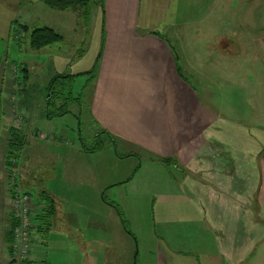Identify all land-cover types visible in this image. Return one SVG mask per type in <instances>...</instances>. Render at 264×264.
I'll return each mask as SVG.
<instances>
[{"label": "crops", "instance_id": "0c3cea01", "mask_svg": "<svg viewBox=\"0 0 264 264\" xmlns=\"http://www.w3.org/2000/svg\"><path fill=\"white\" fill-rule=\"evenodd\" d=\"M184 1L99 0L100 49L103 32L105 39L97 54L98 57L101 51L100 60L97 62L96 57L91 68L96 72L87 88V100L78 105L88 102L89 118L95 129L109 133L116 143L106 141L101 150L86 152L80 147H60L62 138L42 141L38 130L32 132L34 139L40 140V149L19 166L16 162L14 185L32 197L31 191L37 192L39 199L33 197L37 214L46 206L41 200L43 195L54 202V213L47 230L46 226L41 230L40 221L34 220L27 264L39 263L34 254L35 232L58 237L57 229L67 230L62 238L58 237V243L63 246V238L68 236L65 244H73L75 252L86 256L88 264H110L117 240L127 243L129 264H138L134 235L139 232L140 204L145 201L152 204L155 256L151 264H251L264 248V218L258 213L264 206V134L252 139L246 131L224 127L226 121L214 116V110H206L200 91L189 79L193 76L205 80L204 72L210 70L212 75H218V68L233 74L234 65L225 63L224 58L237 53L229 48L235 40L247 52L253 47L251 61H264V33H258L262 41L259 51L250 42L257 28L264 29V23H253L252 27L246 24L248 30L239 32L240 25L222 23L224 14L218 0L207 4L205 21L191 23L181 13ZM31 4H38L37 0ZM26 9L25 0H0V43L14 39L15 26L30 32L28 25L22 24L32 21ZM43 10L41 18L47 21L49 15ZM74 11L76 8L61 12H67L65 16L72 23ZM57 16V20L50 16V23H60L62 18ZM211 60L215 62H207ZM6 70L0 62V264H7L11 258L6 240L10 188L4 179L5 145L12 128L9 119L20 109L11 107L9 101L14 94L25 91L7 78ZM23 72L27 83L29 73ZM259 88L255 89L256 95L264 93V88ZM260 101L264 102V98ZM6 105L8 110L4 109ZM254 107L256 117L264 116L262 106L254 102ZM27 111L23 107L20 112L24 122L18 130L20 135L30 133L23 127L30 122ZM44 112L40 111L39 121ZM47 120L51 136L59 138L57 127L51 126L53 119ZM261 129L264 127L258 128ZM120 145L134 154L121 158L117 152ZM195 154L200 157L193 164ZM202 154L215 156L216 164L205 163ZM162 159H170L180 176H172ZM72 167L76 168L80 183L69 187L72 190L67 194L65 173ZM128 170L132 174L127 178ZM35 171L53 174L35 180ZM113 172L123 173L124 177H114ZM111 187L119 190L124 220L133 236L125 230L114 208L103 200ZM61 203L79 205L81 211L65 220ZM96 252L102 254L96 257Z\"/></svg>", "mask_w": 264, "mask_h": 264}, {"label": "rangeland", "instance_id": "374dc122", "mask_svg": "<svg viewBox=\"0 0 264 264\" xmlns=\"http://www.w3.org/2000/svg\"><path fill=\"white\" fill-rule=\"evenodd\" d=\"M31 1L32 0H25V5L28 15L32 16V21H27L22 24L28 25L29 29H31L30 32L37 28H54L56 32L63 36V38L61 42L48 46L43 50H35L30 45V32H26V34L22 32L18 26H15L13 29L14 39L9 43H0V62L5 65V68L7 69V78L13 82L15 81L17 87L21 86L22 90L25 89L24 93H16L14 96H11V100L9 101L11 107L17 106L20 109H18V114L16 113L13 115L12 119H9V123L11 124L12 129L19 134L18 130L22 128L24 123L23 117L21 116L22 114L20 113L23 110V107L24 111L28 109L27 113L30 118V122L23 126L25 127V132L30 133L26 134L23 132L22 135L19 134L21 139L24 137V144L21 147H18L14 154H10L14 156V158L10 161L11 165L9 166L6 157V154L10 151L8 149L9 136L7 137L8 139L6 138L4 179L7 186L10 188L7 202L10 210L7 217V232L11 233L12 231L11 234H13V229L16 224L13 208V205L15 204L12 203L13 194H11L15 187L14 184L17 176L16 168L21 162L23 163L24 160H29V157L35 156V150L38 151L40 149L39 139L49 142L50 140L60 141V138H62V141L59 144L60 147L74 149H79V147L81 149L82 146L92 148L99 143V139L97 138L99 131L95 129L94 122L92 124L89 118L87 107L88 102H84L82 106H79L78 103H76L78 100H87L86 98L89 90L87 88L92 84L91 83L87 86L90 78L89 76H79L69 85L66 83V80L61 82L62 85L60 86L66 89L67 96L78 100H75V104L69 107L70 112L68 114L53 118L51 126L57 127L56 129L58 130L59 138L56 135L51 136L52 128H48L49 124H46L48 121L46 117V110H48L46 99L49 97V84L54 76L60 74L74 76L81 72L92 70L91 68L93 67L100 50L99 32H97L101 20L99 0H92L88 7H77L76 11L73 12L74 15L71 17L72 23H70L65 16L67 12L51 10L40 2V0H37L38 4L36 5H32ZM215 1L216 0H193L192 3L186 0L181 3V13L183 15L185 13L186 18H189L191 23L203 22L206 18L205 9L207 4ZM218 2L220 3L219 7L223 10L222 14H224L223 18H221L222 23H229V25L236 23L240 25L241 28H239V32L248 30L244 27L246 24L252 27L253 23H264V0H218ZM43 9H45L47 15H49L48 19L46 18L47 21H44L41 18L42 15L45 14L43 13ZM57 15L62 18L61 22L50 23V21H52L50 16L57 20L59 19ZM260 29L261 30L257 28L255 38L250 40L258 51L260 50V44L262 43L258 33L260 31L264 33V29ZM234 42L236 44L232 43V46L229 48H232L233 51H236L237 53L228 54L229 56H225L224 58L225 63L234 65L235 68L233 74L229 73L226 69L223 73L222 68H218V75H212V73L209 72L210 70L204 72L205 80H199L193 76L189 77L188 72H185V76L187 75L191 83L200 91V100L202 105L206 106V110L208 112L214 110V116L226 121L224 122V127L233 126L234 128H239L246 131L250 138L255 139L257 136L264 134V129H261L263 132L258 130V128L264 127V116L256 117L255 111L257 110L254 107L255 102L264 109V102L260 101L264 98V93L258 92L257 95L255 93L256 88H264V61L255 59H252L251 61L249 56H251V52H254L253 47L250 48V52H247L243 46H238L237 40ZM176 48V51H179V45H176ZM219 56H221V54ZM207 62L210 63L215 61L211 60ZM220 64V61H218V66ZM181 65L184 70V61H181ZM24 69L29 73L27 83L24 81ZM221 80L223 81L221 82ZM60 86H57V90L60 89ZM202 87H206V89L202 90ZM57 90H52L55 97L51 99L49 105V112L51 115H54L55 112H57V109L63 102L62 99L56 97L59 92ZM21 103L23 104L21 105ZM8 106L9 105H6L4 109L8 110ZM42 110H45L43 114L44 118L42 117V120L39 121L40 118H38V115L41 114L40 111ZM72 111L77 112L75 114ZM78 111H80V114ZM35 130H38L39 132L37 133L39 139L38 137L34 139L35 137L32 135V132H35ZM6 132L1 134L3 138H5ZM262 137H264V135ZM117 150L121 158H126L134 154V151H126L121 145L119 148L117 147ZM202 150H205L204 147ZM262 152H264V147ZM197 157L200 156L198 154L192 156L193 164L199 162ZM205 157V163L216 164L215 156L207 157L205 154H202V159H205ZM16 162L18 164L17 166ZM126 165L130 167L131 164L130 162H127ZM75 167L79 168V165L76 163ZM75 167H72L71 171L67 174L64 172L65 175L68 176V179L66 180L68 181V184L65 185V189L74 187V185L80 183L77 180L78 173ZM169 168L172 176H180V171L175 165H169ZM129 170L127 178L132 174H129ZM32 174H34L33 176L35 180H38L39 178L44 179L42 177L45 176L50 178L53 173L52 171H48L47 174L43 173L42 175L40 172L35 171ZM113 176L122 178L124 177V174L113 172ZM40 182L43 184L42 181ZM44 182L45 185L46 180H44ZM117 189L118 188L116 187L108 189L105 198L108 202L117 205L123 213L121 208L123 205H121V200L118 195L119 190ZM71 190L72 189L69 188L65 191L67 194H70ZM20 191L23 192L22 190ZM31 192L34 195L33 197L39 199L36 191ZM66 197L69 198L67 195ZM34 203L35 208L31 217V228L30 230L28 229L31 234L34 233V217L37 214V203L35 199ZM60 207L62 208V214L65 220H68L75 213L81 211L79 205L75 204L61 203ZM140 207L142 210L140 211L141 216L138 220L140 223L139 232L138 235L133 234L138 243V245H136L135 253H137L138 264H151L154 261L155 256V241H153L151 237L152 204L145 201L143 204H140ZM261 209L262 211L258 210V213H260V216L263 214L264 218V206H262ZM79 225L82 226L81 224ZM127 228L131 231V227L127 226ZM72 230L79 232L80 235H82L79 230ZM66 232L67 230L57 229V235L59 238H62ZM58 237L55 235H48L45 237L42 236L41 233L38 234L35 232L33 242L35 243L34 248L36 250L34 251V254L37 257L35 260L39 259V263L36 261L33 262V264H88L86 256L75 252L76 247L73 244H65V242H68L69 240L68 236L63 238V246L62 242L58 243ZM46 241L47 243H45ZM13 243H15L14 235L13 242L9 246L11 258H9L7 264H11L13 259ZM114 247L115 252L113 255L111 254L110 264H118L117 262H119V264H129L127 243H125V241L120 242L117 240ZM100 254H102V252H96V257H99ZM81 258H85L83 262H81ZM252 262H255L256 264H264V248L259 250L257 256Z\"/></svg>", "mask_w": 264, "mask_h": 264}, {"label": "trees", "instance_id": "16d2710c", "mask_svg": "<svg viewBox=\"0 0 264 264\" xmlns=\"http://www.w3.org/2000/svg\"><path fill=\"white\" fill-rule=\"evenodd\" d=\"M40 1L47 8H49L51 10H56V11H66L69 8L88 7L92 2V0H40ZM24 28H27V27H24ZM24 33H26V31H24ZM154 34L157 36H160V35H158V33H154ZM29 36H30V45L35 50H41L45 47L51 46L55 43H58L63 38L60 33L56 32L53 28H50V27L33 29L30 32ZM104 39H105V34L103 32L102 41H101V49H100L101 51H102ZM101 51L97 57V62L100 60ZM24 70H26V69H24ZM95 72H96V69L93 68L91 71L80 73V74L75 75V76H72V75H57V76H55L49 84L50 89H49L48 93H49L50 97L48 99H46L47 109H48V110H46V113H47L46 117L49 120H52L55 117H61V116L68 114L69 113V107L72 106L73 104H75V100H78V99H73L70 96L69 97L67 96L66 89L64 87L60 86V85H62V83H61L62 81L66 80L67 81L66 83L69 85L70 83L75 81V78H77L79 76H89L90 78L88 80V84H87V86H88L91 84V81L93 80V78L95 76ZM57 86H60L59 90H57ZM54 89L59 91L58 96H56V97H59V99H62L63 102L60 105V107L57 109V112H55L54 115H51L49 112V105L51 103V99L53 97H55L54 92H52V90H54ZM69 95H70V93H69ZM78 101H80V102H78ZM78 101L76 103L81 104L82 100H78ZM97 138L99 139V143L97 144V146H94L92 148H86L85 146H82L84 151H86V152H97L103 148L106 141L111 142L113 145L116 143V140L113 139V137L107 132L99 133ZM23 144H24V137H22V139H21L20 135L14 129L11 128L9 130V146H8V149L10 151H9V153L6 154L8 166L11 165L10 161H12L14 158V156H12L10 154L11 153L14 154L15 150L18 147H21ZM161 162L166 164V165H171V164L174 165L170 159H162ZM41 200L46 204L45 209L43 211H41L39 214L35 215L34 220L40 221L39 222V224H40L39 228L41 230H42L43 226H46V230H47L48 227H50V223H51V220L53 217L54 202L50 198H48L46 195L41 196ZM103 200L106 204H108L109 206L114 208V210L118 213V215L121 219L123 227L125 228V230L129 234H131L129 232V229L126 226L124 216H123V213L120 210V208L117 205H115L111 202H108L105 197H103ZM131 236H133V235L131 234ZM6 240H7L8 245L10 246L13 242V235L11 233L7 232Z\"/></svg>", "mask_w": 264, "mask_h": 264}, {"label": "built area", "instance_id": "2783aa9c", "mask_svg": "<svg viewBox=\"0 0 264 264\" xmlns=\"http://www.w3.org/2000/svg\"><path fill=\"white\" fill-rule=\"evenodd\" d=\"M12 203L14 208L15 227L13 234L15 243H13V259L11 264H27L31 251V217L34 213L35 203L34 199L27 193L21 192L14 187L12 193ZM12 233V231H11Z\"/></svg>", "mask_w": 264, "mask_h": 264}, {"label": "water", "instance_id": "95a60500", "mask_svg": "<svg viewBox=\"0 0 264 264\" xmlns=\"http://www.w3.org/2000/svg\"><path fill=\"white\" fill-rule=\"evenodd\" d=\"M49 97H50V95H49ZM49 97H48V98H49ZM48 98H47V99H48Z\"/></svg>", "mask_w": 264, "mask_h": 264}]
</instances>
